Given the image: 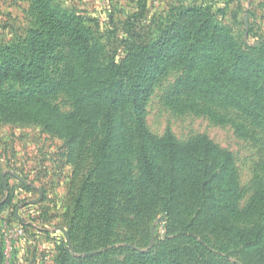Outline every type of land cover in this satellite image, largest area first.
<instances>
[{
  "label": "rangeland",
  "instance_id": "374dc122",
  "mask_svg": "<svg viewBox=\"0 0 264 264\" xmlns=\"http://www.w3.org/2000/svg\"><path fill=\"white\" fill-rule=\"evenodd\" d=\"M46 7L82 22V45L36 46ZM130 35L160 42V68L175 54L146 104L148 132L231 154L237 211L264 193V93L230 85L242 74L255 83L237 54L264 65V0H0V59L15 48L39 79L0 82V264H264V199L228 211L221 162L204 150L183 163L156 157L129 106L109 134L93 108L78 116L75 90L91 104ZM200 55L217 60L193 71Z\"/></svg>",
  "mask_w": 264,
  "mask_h": 264
},
{
  "label": "trees",
  "instance_id": "16d2710c",
  "mask_svg": "<svg viewBox=\"0 0 264 264\" xmlns=\"http://www.w3.org/2000/svg\"><path fill=\"white\" fill-rule=\"evenodd\" d=\"M190 12L191 11H186L183 13L182 18H194L193 11L191 12V16ZM69 17L70 16L66 15L58 8L51 10L46 7V12L41 15L40 31L34 33V37L37 39L36 41L38 43L36 46L48 45V40L53 37H56V40L62 41L64 40L63 38H65L64 41L68 44L66 45L67 47L71 46L74 40L82 45L86 28L81 26L82 22L75 24L76 22ZM90 30L94 31V29ZM213 30L217 35H222L227 40V43L230 44L231 51L236 53V44L230 31L224 27L220 28L215 25H213ZM39 37H45V39L40 40ZM140 41L139 36L130 35L129 38L123 42L120 59L116 60L115 57L112 58L106 70L105 80L96 84V86L99 87L93 92L89 101L92 102L91 104L87 103L86 100L78 94V91L75 90L77 94L76 111L78 116L83 115L87 109L93 108L97 112V119L95 121L96 129L99 132L104 131L109 134L117 125L119 113L129 106L134 128L139 140L152 146L156 157L183 163L198 150H204L209 157L214 158L222 164V175L226 186L225 201H227L226 208L228 211L232 214L244 215L251 209H255L262 199H264L263 192L252 200L245 211L239 212L236 209L235 169L231 154L220 151L207 138H202L197 142L182 147L171 133H167L163 138L157 139L148 132L145 120L146 104L152 95L154 83L161 74L166 72L175 54H165L161 57L160 60H162L163 63L161 69L160 65L156 63L158 61L157 58H159L157 55L162 52L160 42H154L152 45H149ZM43 49L45 50L46 48L44 47ZM83 50L82 46H79L78 53H82ZM94 50L96 52L98 51L97 44H94ZM8 53L7 58L0 59V82L12 79L18 82L31 83L32 81L39 80L38 77L32 75L31 71H27L25 63L17 57L18 52L15 48H9ZM237 57L243 65H246V67L248 66V70L252 69L255 72L254 75L253 73L250 75L254 78L255 85L250 84L249 78L247 81L246 75L243 74L237 79L230 77V85H240L245 93H264L263 87L257 89V81L264 78V65L256 63L252 59H245L246 57L238 54ZM212 60L217 59L207 55H200L196 58L195 63L191 65L190 69L197 71L199 68H205L206 64L204 63H208ZM189 83L191 82H183L184 85ZM231 231L237 232L243 237L247 235L244 231L235 229ZM163 264L178 263L166 261Z\"/></svg>",
  "mask_w": 264,
  "mask_h": 264
},
{
  "label": "water",
  "instance_id": "95a60500",
  "mask_svg": "<svg viewBox=\"0 0 264 264\" xmlns=\"http://www.w3.org/2000/svg\"><path fill=\"white\" fill-rule=\"evenodd\" d=\"M14 176H16V175H14ZM3 183H4L5 190L8 191V184H7L4 176H3ZM43 195H44L43 191H40V197L36 200L30 201V204H32V205L38 204L41 201V199L43 198Z\"/></svg>",
  "mask_w": 264,
  "mask_h": 264
},
{
  "label": "built area",
  "instance_id": "2783aa9c",
  "mask_svg": "<svg viewBox=\"0 0 264 264\" xmlns=\"http://www.w3.org/2000/svg\"><path fill=\"white\" fill-rule=\"evenodd\" d=\"M22 235H23V232L21 231V229H15V230L12 231V237L15 236L16 238H19ZM7 244L10 247L12 245V242L8 241Z\"/></svg>",
  "mask_w": 264,
  "mask_h": 264
}]
</instances>
